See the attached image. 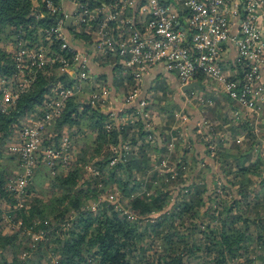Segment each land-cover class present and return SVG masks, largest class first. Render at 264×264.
<instances>
[{"label":"trees","instance_id":"16d2710c","mask_svg":"<svg viewBox=\"0 0 264 264\" xmlns=\"http://www.w3.org/2000/svg\"><path fill=\"white\" fill-rule=\"evenodd\" d=\"M30 6L29 0H0V39L10 38L14 43L19 40L45 42L38 30L47 27L53 20L29 16ZM66 29L69 30V26ZM4 30L12 31L4 34ZM79 38L83 40L86 37L84 33H72L68 43L79 46ZM51 48L58 51L56 43ZM59 52L64 54L67 51ZM56 68L57 63H51L35 70L29 85L18 94L6 113L0 114V159L5 156L1 154L2 146L11 139L14 129L22 127V118L33 113L34 108L41 104L46 94L53 91L57 83L63 88H71L73 77L64 72L57 73ZM13 71V63L0 51V74L8 76ZM76 94L64 100L59 116L52 122V131L55 133L49 139L57 147L63 129L78 128L84 123L87 130L95 133L93 144L79 150L65 174H52L48 186L53 193L48 198L43 200L33 197L26 210L16 211L22 222L21 228L31 227V235L42 234L46 246L50 247L55 257L54 264H187L198 253L209 256L201 264H240L238 259L249 249H253L254 257L264 264V215L247 213L245 210L247 206L252 210L256 208L261 192L259 187L264 186V177L259 174L258 184L253 185L254 188L258 187V192L252 196V200H255L251 202L244 190V185H249L245 182V175L248 172L255 173V163L249 170L242 164V159L237 158L235 170L222 171L232 177L226 181L231 198L223 204L214 205L213 209L208 206L204 208L206 202H215L209 196L204 197L205 189L201 187L198 190L195 184L180 187L172 198L170 193L164 192V187L161 188L163 184H156V179H159L157 175L151 176L149 182L136 180L135 174L140 171L138 159L143 158L142 152L133 155L134 152H131L129 163H123L125 146L133 147L137 141L149 136L150 132L139 122L134 127L113 126L108 114L97 103H89L87 97L85 101H80ZM168 107L165 111L170 115L172 105ZM107 123L112 125L109 130L105 129ZM50 128H46L48 135L51 133ZM129 129L135 132L130 134L132 137L129 141H125V133ZM48 142L41 141L43 148L48 146ZM108 146H117L120 150V158L111 166L108 165L112 155ZM101 148H105L106 152L98 158L96 154ZM221 151V155L226 152ZM204 152L206 157L211 153ZM225 157L234 158L232 155ZM86 163L96 167L105 178L97 183L85 181L78 186L81 179L80 165ZM9 174L10 171L0 164V200L14 205L15 200L5 188ZM97 185H113L119 189L127 198L124 206L136 218L121 215L110 204L100 202ZM139 185L152 193L143 198H129ZM31 192L32 188H28L27 193ZM234 194L240 197L235 198ZM169 203L167 211L162 212ZM160 211L162 213L152 217ZM209 211L210 219L215 212L217 214L214 227L203 225L200 221V218L208 216ZM46 219H50L52 226H45ZM176 219L180 221L178 227L173 225ZM198 224L202 226L201 229ZM19 234L0 232V264H41L43 252L39 242L34 250H30L27 245L31 235Z\"/></svg>","mask_w":264,"mask_h":264},{"label":"built area","instance_id":"2783aa9c","mask_svg":"<svg viewBox=\"0 0 264 264\" xmlns=\"http://www.w3.org/2000/svg\"><path fill=\"white\" fill-rule=\"evenodd\" d=\"M29 1V16L49 17L53 23L38 30L44 43L19 40L13 42L10 54L5 53L14 71L8 76L0 74V114L29 85L34 71L46 65L57 63L59 72L70 74L74 82L71 88L57 83L37 109L22 118V127L13 131L15 142L6 152L16 156L15 171L5 188L15 200L30 196L27 189L38 158L35 154L39 153L50 171L57 161L69 158L68 139L60 138L57 147L43 148L41 138L47 124L59 116L66 97L82 81L93 78L87 67L88 53L68 43L72 33L88 35L92 56H116L130 75L124 96L130 108L107 113L113 126L134 127L145 118L147 102L140 97L138 86L161 63L182 86L201 78L219 88L229 101L255 114L264 111V0ZM67 17L70 24L66 26ZM54 43L58 51L51 48ZM62 50L67 52L62 54ZM87 89L89 103L102 101ZM44 101L52 106L46 108ZM111 126L107 123L105 129Z\"/></svg>","mask_w":264,"mask_h":264},{"label":"rangeland","instance_id":"374dc122","mask_svg":"<svg viewBox=\"0 0 264 264\" xmlns=\"http://www.w3.org/2000/svg\"><path fill=\"white\" fill-rule=\"evenodd\" d=\"M11 31L12 30L5 31L4 34ZM12 45L13 42L10 41V38L7 40L0 39V51L10 54L11 51H13ZM55 71L58 73V68H56ZM31 73H33V71H31ZM199 82L200 84L204 82L206 88L192 90L190 93L186 92L180 94L181 92L178 91L170 93L169 95L167 93V101L170 103L166 105V108L169 105L175 104V107L170 108L175 111V115L173 114V117H171L172 119H167L168 117H166L164 111L160 109V106H162V103L164 102L160 104H152V107L150 106L146 113L149 114L147 120L150 121V123H153L152 126L148 125L150 126L148 128L152 129L151 138L149 136V138H146L145 140H139L133 147L128 145L126 148L125 146V153L123 154L122 159L123 163H129L131 160V152H134L132 155L137 154L138 151L142 152L143 158L138 159L140 162V171L135 174L136 180L142 179L149 182L151 176L157 175L159 179H156V184L158 186L163 184L161 185V188L164 187V192L170 193L172 198L175 196L177 189L180 187L192 186L190 183L193 185L195 184V188L198 190L203 187L205 189V193H203L204 197L209 196L215 202L210 204L206 202L204 208L208 206V208L213 209L214 205L217 206L221 203L223 204L231 198L227 191L228 185L226 184V181L230 180L232 177L223 174L222 171L228 169H230V171L235 170L236 168L234 167L237 166V158L242 159V164L249 167V170H252L251 167L254 163L257 167L255 173L248 172L245 175V182L247 185L249 184L253 187V185L258 184L261 175L264 177V113L256 114L255 116L260 120L255 122L237 121L235 120L237 115L250 120L251 117L248 116L246 108L241 107L236 103H228L226 98H224V95L219 93L216 90V86L210 82L203 81V79H200ZM86 85V82L82 81L78 86V89L73 93H78L76 96L80 101H85L87 97L88 89ZM188 100L190 103H188ZM50 101H44L43 105L46 106V108L52 106ZM235 111H238L237 115L235 114ZM22 121L23 120L20 122ZM202 121H206L208 124H206V128L202 127L203 130L199 127L200 122ZM50 123L51 122L47 124L48 128L51 127L50 136L48 137L46 133V135L43 136L44 138H41V141L49 140L47 145L54 147V142L49 139L53 136V133H55L52 131L53 126L52 123ZM117 123L119 122H116L115 124ZM83 125L84 123L78 128L63 129L60 132V138L68 139L67 141L70 146L68 150L69 158L63 163L57 161L53 171H50V169L44 165L39 153L35 154L38 158L35 162L33 177L28 185L29 189L32 188L30 196L27 198L22 197L21 201L14 199V205L0 200L1 233L20 232V236L23 234L24 236L31 235V227L21 228L22 222L17 217L16 211L22 209L26 210L33 197L41 198L43 200L48 198L53 193L48 186V180L51 178L52 174H65L72 164V161L77 157L79 150L85 146L91 147L95 133L90 132ZM146 126L147 125L144 127L145 129L147 128ZM133 132H135V130L132 129L126 131L125 141L131 139L132 136L130 134ZM13 140V138L9 139V141L1 148L2 156H5L0 159V164L4 166L7 171H10L7 179L12 176L15 171L14 162L16 156L10 155L6 152V147ZM13 142H15V140ZM152 144H155V148H160V152L155 153L154 148L149 147ZM41 147L43 146L41 145ZM108 147L109 152L112 154L110 157V163H108V165L111 166V164H115L120 158V150L117 146ZM221 150H223V152L226 150V152L223 153L224 155H221ZM204 151H211V153L206 157ZM105 152V148H101L96 156L99 158ZM227 155H232L234 158H226L225 156ZM181 158H183V161ZM80 168L81 179L77 183L78 186L85 181L92 182L93 180L97 183L105 178L96 170V167L92 166L90 163L81 164ZM141 173L142 176H140ZM259 174L261 175L259 176ZM249 185H244V190L248 194V199L252 200V196L258 192V187L252 188ZM97 187L99 188L98 198L100 202L110 204L114 207L115 211H120L121 215H127L129 218H136V216L124 206L127 202V198L119 191V189H116L113 185H97ZM262 188H264V186L259 187V190L261 191L258 195L259 198L257 199L259 204H257L256 208L253 210L247 206V208H245L247 213L253 212L264 215V192L262 191ZM196 189L192 188L191 190L194 191ZM146 191L147 190H145L143 185H139V188L135 189L129 198H143L152 193L151 191ZM171 197L169 200L170 202ZM204 197L202 198L205 200ZM234 197L239 198L240 196L234 194ZM254 200L255 199L251 202H254ZM169 205L170 203L164 210H162V212L167 211ZM249 209L251 210L250 212L248 211ZM162 212L155 213L152 217L154 218ZM207 215V217L200 218V221L203 225L208 224L210 227H214L215 217H217L216 212L212 219L209 217L210 211ZM44 223L46 227L52 226L50 219H46ZM179 223L180 221L176 219L173 225L178 227ZM201 228L202 226H200V229ZM30 237V243L27 245L30 250H34L37 245L36 243L39 242L40 250L43 252L41 264H54L55 257L51 252L50 247L48 245L46 246V240L43 239L42 234H32ZM253 251V249H249L243 257L238 259V262L240 264H246V262L251 261L248 264H260L254 257L255 254ZM208 258L209 256H205L203 253H198L187 264H201L204 261L206 262Z\"/></svg>","mask_w":264,"mask_h":264},{"label":"crops","instance_id":"0c3cea01","mask_svg":"<svg viewBox=\"0 0 264 264\" xmlns=\"http://www.w3.org/2000/svg\"><path fill=\"white\" fill-rule=\"evenodd\" d=\"M68 24H70V22ZM84 36L86 37L85 39L83 40L80 38L78 39L79 42L78 50L82 49L83 52L88 53L87 67L93 78L90 81L87 80L86 84L87 87L88 88L90 87V90L97 93L100 99L102 100L101 102H97V105L106 114L109 113V111L110 113L111 111H115V113H117L118 110H124L130 108V106L124 101V96L128 92L131 83L130 75H128L127 71L122 68L121 62L116 56L113 55H107L106 57L92 56L89 53V49H88L90 48L91 40L88 37V35L84 34ZM138 87H139L140 97L146 99L147 102L145 113H147V110L150 106L152 107V104L155 103L160 104L164 102L162 103L163 104L162 106L164 107L161 108L162 106H160V109L164 111V114L166 115V117H168L167 119H172L171 117H173V114L175 115V111L173 109L171 110L170 115L165 111L167 110L165 106L170 103L167 101L168 99L166 97L167 93L168 95L173 92L175 93L176 91L181 92L180 94L186 92L190 93L192 90H199L206 88L204 82L202 84L198 82L197 86L193 87L192 89L183 90L182 89L183 86L178 83L177 79L175 78V75L167 71L162 63L154 66L149 71V73H147L143 77V80L141 81ZM216 90L222 95H224L219 88H217ZM227 102L234 103L228 100ZM188 103H190L189 100ZM172 107H175V104H173ZM246 111L248 113V116L251 117L250 120H248V118L244 119L238 116L237 115L238 111H235V114L237 115L235 120L237 121L240 120L241 122L242 121L255 122L260 120L255 116L256 114L253 113V111L249 109H246ZM261 113H264V111H261ZM148 117L149 114H146V117L142 118L138 122L141 123L143 127L147 125L146 131L150 132L149 136L151 138L152 129L151 128L149 129L148 127L152 126L153 123H150V121L147 120ZM206 124H207L206 121H202L200 122L199 127L206 128L207 127ZM149 136H147L146 138H149ZM149 147H153L155 153L160 152V148H155V144H152Z\"/></svg>","mask_w":264,"mask_h":264},{"label":"water","instance_id":"95a60500","mask_svg":"<svg viewBox=\"0 0 264 264\" xmlns=\"http://www.w3.org/2000/svg\"><path fill=\"white\" fill-rule=\"evenodd\" d=\"M69 21H70V17H67V18L65 19V22H64L66 26L68 25ZM195 86H197V83H196V82H192V83H189V84H187V85H184V86L182 87V89H183V90H189V89H192V88L195 87Z\"/></svg>","mask_w":264,"mask_h":264}]
</instances>
